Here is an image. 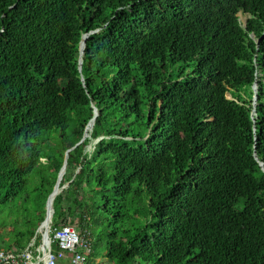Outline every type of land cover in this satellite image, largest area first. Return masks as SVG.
Instances as JSON below:
<instances>
[{
  "label": "trees",
  "instance_id": "1",
  "mask_svg": "<svg viewBox=\"0 0 264 264\" xmlns=\"http://www.w3.org/2000/svg\"><path fill=\"white\" fill-rule=\"evenodd\" d=\"M263 31L264 0H0L3 249L65 159L51 224L87 264H264Z\"/></svg>",
  "mask_w": 264,
  "mask_h": 264
},
{
  "label": "built area",
  "instance_id": "2",
  "mask_svg": "<svg viewBox=\"0 0 264 264\" xmlns=\"http://www.w3.org/2000/svg\"><path fill=\"white\" fill-rule=\"evenodd\" d=\"M48 212L49 216L42 220L22 248H0V264H58L60 260H67L68 264H87L89 232L80 233L70 224L52 226L51 204Z\"/></svg>",
  "mask_w": 264,
  "mask_h": 264
},
{
  "label": "rangeland",
  "instance_id": "3",
  "mask_svg": "<svg viewBox=\"0 0 264 264\" xmlns=\"http://www.w3.org/2000/svg\"><path fill=\"white\" fill-rule=\"evenodd\" d=\"M246 17H248V15H246V14L244 15V14L239 13V19L241 22H244L245 21L244 18H246ZM88 148H89V145L86 146V149H88ZM17 198H16V200L18 203L15 205V207H23L22 206L23 204L26 205V203L23 202L22 199H17ZM28 206H30V205L28 204ZM15 207H14V209H16ZM13 215H14V211H13V209H11V212L9 214L0 213V219L5 220L7 225L9 223L10 224L15 223L16 225H21V222H23L22 218L20 216H18L17 214L14 216ZM33 218H34L33 214L29 216L30 223L34 222ZM7 225H4L5 227H3L2 229L0 228V248L7 247L9 245L8 243L10 241V236H11V234H9V231H10L11 226L10 225L7 226ZM4 238H6V239H4ZM99 259H100L99 257L95 259V264H99V262H100ZM102 259H104V260H102ZM102 259H100L102 261L101 264H104V261H106V259L105 258H102ZM64 264H68V261L64 260ZM109 264H111V263H109Z\"/></svg>",
  "mask_w": 264,
  "mask_h": 264
},
{
  "label": "water",
  "instance_id": "4",
  "mask_svg": "<svg viewBox=\"0 0 264 264\" xmlns=\"http://www.w3.org/2000/svg\"><path fill=\"white\" fill-rule=\"evenodd\" d=\"M66 153H67V151L65 152V155H66ZM64 168H65V159H64V161H63V165H62V167H61L60 170H59V173H58V175H57V178H56L55 184H54V186H53L51 192H50L49 195L47 196V199H46V202H45V217H44V220H46V217L49 216L48 207H49L50 204H51V196L54 194V189H55V187H56V185H57V182H58V176H59V174L61 173V171L64 170ZM62 186H63V185H62ZM44 220H43V221H44Z\"/></svg>",
  "mask_w": 264,
  "mask_h": 264
},
{
  "label": "bare ground",
  "instance_id": "5",
  "mask_svg": "<svg viewBox=\"0 0 264 264\" xmlns=\"http://www.w3.org/2000/svg\"><path fill=\"white\" fill-rule=\"evenodd\" d=\"M248 15V17H246V18H244V22H241L240 21V19H239V16H237L238 17V20L240 21V23H241V25L243 26V27H245V25H246V21H247V19L248 18H250V16H249V14L248 13H244V15ZM263 33H264V31H263ZM250 36H251V38L254 40V42H255V44H256V47L258 46V41H259V37H257L253 32H251L250 34H249ZM82 51V50H81ZM253 89H255V86H253ZM255 100V96L253 95V101ZM59 177V176H58Z\"/></svg>",
  "mask_w": 264,
  "mask_h": 264
},
{
  "label": "clouds",
  "instance_id": "6",
  "mask_svg": "<svg viewBox=\"0 0 264 264\" xmlns=\"http://www.w3.org/2000/svg\"><path fill=\"white\" fill-rule=\"evenodd\" d=\"M239 13L244 14L242 11H239V12L236 13V15L239 16ZM86 36H87L86 34H83V35H82V40H81V42H83V49H84V41H85ZM81 42H80V43H81ZM83 49H82V51H81V49H80V44H79V52H80V54H82ZM80 63H81V62H80V60H79V64H80ZM91 122L93 123V120L90 121L89 124H90ZM89 124H88V125H89ZM87 127H88V126H87ZM87 127H86V129H87Z\"/></svg>",
  "mask_w": 264,
  "mask_h": 264
}]
</instances>
